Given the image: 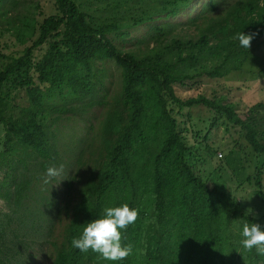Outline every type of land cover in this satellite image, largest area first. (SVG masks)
Listing matches in <instances>:
<instances>
[{"label":"trees","instance_id":"trees-1","mask_svg":"<svg viewBox=\"0 0 264 264\" xmlns=\"http://www.w3.org/2000/svg\"><path fill=\"white\" fill-rule=\"evenodd\" d=\"M194 1L173 0L166 17L179 15ZM56 3L57 14L40 24L31 19L30 26V22L24 25L30 28L25 35L30 32V36L22 42L38 34L32 49L49 41L48 51L33 68L34 75H29L30 47L18 57L3 55L0 122L6 129L14 175L10 181L0 182V198L19 208L33 185L25 175L29 163L38 164L36 172H46L50 164L60 165L62 153L50 119L54 112L75 113L77 108L63 106L47 112L44 87L61 94L69 91L83 111L94 105L97 85L107 74L106 67H97L98 62L116 63L122 87L112 101H98L109 107L99 128L101 148L80 189L73 217L56 244L52 264H264V256L255 248L249 252L242 245L244 223H258L264 230V139L250 116L258 104L241 117L236 105L224 96L201 94L183 99L176 89H192L204 78L224 79L242 70L254 46L264 38V0H208L187 25H156L153 45L144 49L114 43L108 35L115 27L94 25L75 0ZM242 32L259 33L250 49L234 38ZM14 74L27 80L19 86L26 89L28 106L17 108L8 101L5 87ZM87 97L91 100L83 103ZM195 106L213 112L211 123L204 119L205 124L200 125L208 129L206 139L220 121L227 132L238 130L235 133L240 138L221 160L238 178V190L251 186L256 192L257 214L197 171L195 163L203 146L201 131L194 132L190 115L180 120L186 109ZM259 106L264 107V103ZM247 150L257 163L255 176L248 169L245 173ZM218 169L228 175L229 170L222 169L220 162ZM243 174L247 176L242 178ZM124 203L139 211L135 223L122 230V242L133 245L127 259L108 261L91 250L82 253L72 247L73 238L82 235L87 223L102 218L106 208ZM5 236L6 227L0 220V264H19L13 255L4 254Z\"/></svg>","mask_w":264,"mask_h":264},{"label":"rangeland","instance_id":"rangeland-1","mask_svg":"<svg viewBox=\"0 0 264 264\" xmlns=\"http://www.w3.org/2000/svg\"><path fill=\"white\" fill-rule=\"evenodd\" d=\"M75 1L79 8L91 17L90 21L94 25L115 27L108 35L114 43L127 48L144 49L147 44L153 45L151 36L156 25L166 23H173L179 27L187 25L208 0H195L189 8L182 9L179 15L170 18L166 15L174 3L173 0ZM230 1L232 0H228ZM57 13L56 0H0V67L5 60L3 55L18 57L30 47L32 56L28 61L31 66L29 75H34L33 68L48 51L49 41L32 49V43L38 34L32 40L22 42V39L30 36V32L25 35L30 28H25L24 25L31 19L40 24L44 19ZM30 24L31 22L29 26ZM60 31L62 32V29ZM96 65L99 68L106 67L107 74L102 84L97 85L94 105L87 106L83 111L77 106L81 105L80 102L74 101L75 97L69 91L61 94L59 90L49 87L42 89L47 112L63 106L75 107L77 111L54 112L50 119L51 132L59 141L62 153L59 162L65 165L64 174L45 184L43 178L46 172L41 170L36 172L38 164L30 162L25 175L27 173L32 179L33 185L22 206L18 208L0 198V220L6 227L2 249L4 254L13 255L19 264H52L56 244L59 245L65 225L73 217V207L78 202L83 182L91 175L96 165L95 160L101 148L100 123L109 109L98 101L103 99L112 101L113 96L117 95L122 87L121 70L116 63L98 62ZM21 77L14 74L5 87L8 101L17 108L28 106L29 103L26 89L19 86L20 82L26 83L27 80ZM176 89L183 99L201 94L211 98L224 96L236 105L241 117H246L250 108L257 103L258 107L250 116L256 122L264 139V107L259 106V103H264V38L254 46L252 56L241 71L233 72L224 79L204 78L192 89L179 86ZM89 100L91 98L87 97L83 103ZM188 115L192 118L193 129L196 128L194 132L201 131L203 142L200 159L195 163L197 171L211 185L221 190L225 187V191L230 195L240 198L248 211L251 209V213L257 214L259 208L256 192L251 186L238 190L237 184L235 185L238 178L232 175L228 164L221 160L231 151L233 142L240 138L235 133L238 130L229 133L224 123L220 121L219 126L212 130L211 136L206 139L208 129L200 125H204L205 120L209 122L213 112L204 106H195L186 109L180 120L186 119ZM7 147L6 129L0 122V182L4 179L10 181V177L14 175V161H10L11 156L7 154ZM244 153L248 154L247 158L244 156L245 173L247 174L248 169V172L255 176L257 163L250 158L248 150ZM219 154L223 157L220 158ZM16 156L19 157L20 154L17 153ZM219 162L222 169L229 170L228 175L218 169ZM228 176L230 179H227L226 183L225 178ZM244 176L247 175L243 174L242 178Z\"/></svg>","mask_w":264,"mask_h":264},{"label":"clouds","instance_id":"clouds-1","mask_svg":"<svg viewBox=\"0 0 264 264\" xmlns=\"http://www.w3.org/2000/svg\"><path fill=\"white\" fill-rule=\"evenodd\" d=\"M258 34V32L249 34L242 32L234 38L239 40L242 47L250 49L252 41ZM64 172V164L48 165L43 178L44 183L47 184L51 179L61 177ZM251 211L250 209L249 212ZM138 216V209L131 208L127 203L119 207H108L104 210L102 218L87 223L82 235L73 238L72 247L82 253H88L91 250L108 261L125 260L133 253V245L122 242V230H126L129 225L135 223ZM242 236V245L246 250L251 252L255 248L259 255L264 256V230L260 224L244 223Z\"/></svg>","mask_w":264,"mask_h":264},{"label":"built area","instance_id":"built-area-1","mask_svg":"<svg viewBox=\"0 0 264 264\" xmlns=\"http://www.w3.org/2000/svg\"><path fill=\"white\" fill-rule=\"evenodd\" d=\"M220 155V157L222 156L221 154H219Z\"/></svg>","mask_w":264,"mask_h":264}]
</instances>
